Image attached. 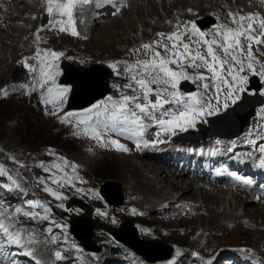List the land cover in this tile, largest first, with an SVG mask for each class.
<instances>
[{
	"label": "rangeland",
	"instance_id": "rangeland-1",
	"mask_svg": "<svg viewBox=\"0 0 264 264\" xmlns=\"http://www.w3.org/2000/svg\"><path fill=\"white\" fill-rule=\"evenodd\" d=\"M13 1L14 0H0V61H4L9 56L11 57V50L18 39V35L23 29L24 17H27L30 8L37 10L33 17H35L36 22L38 21V26L40 28L36 27L37 23L31 28L28 27L31 29V32L24 35L23 39L26 43L24 44L23 48L25 49L21 50V52H18L19 54L17 53L18 55L9 61V66H12L10 67V71L6 70V72L0 73V90L7 89L9 92L8 96L6 97L2 94V92H0V165H3L9 174L12 176L14 175V177L20 181V184L22 183L21 188L23 189V191H12L13 198L12 195H7V193H0L2 198L0 201L7 209L3 211L11 214L17 207H22L25 210H29L27 208L26 201L39 199L41 202L46 203L51 209V216L50 220L47 221L33 220L22 216L19 217V222L16 224V228L19 229L24 227V229L30 230L35 236L37 242L35 244L28 245L27 248H22L18 245H6L4 249L7 250L8 248L16 247V249L20 252H26L28 248L35 249L34 263L35 260H42L41 262L45 264H130V259L127 255L125 246H118L119 242L107 234L108 232H105L104 230L103 231L105 233L102 232L103 227L101 225H115L116 228H118L121 221L132 220L138 228L140 237L142 239H153L155 241L161 240L174 247V254L177 252L180 253L179 255H176L177 260L174 262V264H208V262H210V264H246V260H248L247 263L252 264H261L257 262L258 260L264 263V233L262 234L260 232L261 234L255 235L256 230L251 228L256 224H259L264 228V215H258L255 213V210H252V208L257 209L263 207L264 202L248 204V206L246 205V208L244 207L245 209H243L242 212L238 214V217L241 218V221H239L240 225L247 231L246 233L240 234L238 228L232 229L233 231L229 232L228 234L217 232L215 230L212 232L207 231L205 234L206 238L198 245L196 242H194V239L197 234H199L198 230L201 229L202 225L201 221H199V218H195L194 215L190 214V211L192 210V204H209L208 206L212 208L218 207L217 209L219 210V214L227 212L229 215L235 216L237 213H235L233 210L234 205L231 198L225 202L221 201L219 204H214V202H207V200L203 199L199 193L200 191L197 192L195 197H191V194H193L192 190L185 192L179 190V187L177 186H175L176 189H173L172 186L169 185V177L163 176L162 181H160V178H158V182L160 181V186L166 188L168 191L172 190L171 192L179 194L181 198L170 203V210L166 206H164L166 209L161 208L160 210L156 207V209L151 210L147 207L148 204L146 205L144 202H138L137 199L132 200V198H130L128 195V193L132 192L131 189L124 185V181L127 179V175L130 174L131 170V166H126V162L130 161L132 162V165L137 164L144 171H146L149 167L147 164V166L143 167L139 160H137V157L134 156L136 153L144 154V149L146 148L137 150L136 147H133L131 149L132 151L130 150L128 152L117 151L114 147L102 148L89 137L74 134L78 131H81V129L77 128L74 117L70 118L72 120L71 123L60 122V118L65 116L66 113L82 112L97 102L106 100L109 96L118 100L120 99L121 94L135 95L136 93H134L128 87V85L132 83L131 75L124 69L126 68V65L134 64L138 59L144 60L146 59L145 57L149 58L151 53L145 54L142 49L139 53H134L133 50L139 49L143 43H150L160 39L157 36V33H172L169 31L174 29L177 30V26H180V23L184 20L186 21V18L189 17L179 16L178 19L171 18V20L167 21L168 24L163 26L167 27L166 31L155 30L151 32L148 37L144 38L142 32H133L134 29L140 27L142 24L141 20H139L137 17L136 3L133 2L134 0H129L126 2L124 0H118L119 2L114 0L120 3V6H115V10L110 14V16L106 17L108 21H104L100 25L96 26L92 30L93 33L88 36L81 35V25L77 19V14H75L74 18L76 20V29L79 33V36H72L69 32H60L57 28L53 27L50 23L53 21V17H48V22L46 25L41 24L43 15L47 13L43 0L19 1L17 3L22 4L20 7H17L15 15L10 14L9 20H6V18L3 20V12L1 13V10L5 11L3 9V5L8 2L9 7L7 8L10 9L11 4L14 9ZM39 2L40 5L38 8ZM131 2H133L132 6H130ZM209 2L210 4L216 3L215 0H209ZM144 3L147 5L148 1L146 0ZM260 4L261 3H259L257 7H250L251 5H249L242 10L247 11L250 8L253 9L259 7L260 9H257V11L255 10L254 12L260 13V15L264 17V6L261 8ZM125 5L126 10H129L131 7H133V14H126V12H124V14L120 13L121 9ZM144 8L145 12L143 17L149 20L150 16L148 15L147 7ZM162 8V5L158 8V12L160 13L161 11V14L163 13ZM168 9L175 10L173 7H169ZM130 10H132V8ZM22 12H26L25 16ZM189 13L191 18H194V16L197 15V10H193L191 12L189 11ZM219 15H221V13L212 14L217 23L215 25L213 24L214 26L211 25L207 29H204L205 31H209L219 25H230L229 27H235L229 18L227 19L226 17ZM203 17L205 16L199 14L195 17V20ZM55 19L60 18L56 17ZM114 20L119 22L122 21L124 22V25L118 23V26L115 25L114 27L112 26V21ZM189 21L193 20L189 19L186 22ZM111 22L112 24L107 28V25ZM84 23L85 18L82 21V25ZM227 23H229V25H227ZM105 28L106 30H104ZM109 28H112V30ZM199 29L204 32V30L200 27ZM181 30H183V27ZM210 32L212 33V31ZM37 33L41 37L39 42L36 40ZM53 33L56 34L54 35ZM207 37L210 39V36ZM37 48L62 52L64 54L59 58L58 61H56V63L59 65L60 72V75L56 77V81L59 85L69 88L70 86L60 83V76L62 75L63 71L61 69L60 63L63 60H67L81 66H89L90 64L98 62H103L109 66L110 64L118 62L116 70L111 67L113 69V76H110V79L108 77L106 78L110 92L107 93L105 97L98 99L93 104L83 109L68 110L66 109L65 103L62 106V111H60L57 115L53 116L46 114L47 112L52 111V105L45 106L43 103H41V90L38 89L29 93L28 89L18 87L22 84L31 86L34 83V75L30 74L28 70L24 68L19 62L23 61L25 58L33 57ZM253 49L256 51L257 46L253 45ZM263 50L264 48L260 49V51ZM256 55L257 58L262 63H264V55L260 56L259 51H256ZM29 63L35 64L36 61L29 59ZM13 67H15V69ZM258 68L259 65H257V69ZM196 71H202L207 75L204 69H189L190 73H194ZM244 74H247L248 76L251 75V73L247 71ZM196 83L197 82H195V84ZM196 85L197 89L202 91L198 83ZM261 92L264 93V80H262ZM68 95L69 93L67 94V98ZM221 102H223V96H221ZM213 103H215V101H213ZM262 109H264V104L258 107L256 115L251 119L250 124L245 128V133L243 132L245 135L242 133L244 136L242 135L240 137L241 141L242 138H246V144L249 145L251 149L247 150V148L241 146V149L235 150L237 147L236 146L234 147V151L230 152L228 150L229 143H224V146L227 148L226 151L223 150L225 153L229 154L230 156H235L239 151H251L258 157L264 155L258 152L259 146L264 144V140L258 139L255 135V132L252 134L254 136L247 135L250 129L260 130L262 133H264V129L261 128V125H264V120H261ZM201 120H204V117L201 118ZM149 125H151V123ZM158 129V126L150 128L151 141L157 139L156 132L159 131ZM171 137L172 136L170 135H161L160 139L164 141L166 140L170 144L172 141ZM112 138L119 139L115 135H113ZM248 139H253L256 141V143L254 145L249 144L247 142ZM240 140L238 141L241 142ZM119 141L120 143L127 145L129 148L130 145H132L131 142H121L120 139ZM216 141H212L213 145L216 144ZM226 141L229 142L230 140ZM239 142L235 141L233 143L235 144ZM164 144L156 146L162 147ZM210 149L212 148H207L206 156L212 155V153H209ZM50 152H54L55 155H51ZM201 152H203V150L199 151V153ZM120 153L125 154V156L122 157ZM146 156H148L145 158L146 161L153 162L152 156ZM58 158L67 160L69 165L75 164L77 166L75 176L78 177V179H74L73 184L66 185L64 187H58L56 184L51 182L50 176L52 173L45 172L43 168L39 167L40 164L51 167V165L54 163H62V161ZM144 163L148 162L144 161ZM158 163L162 164L159 161ZM223 163L224 162H220V164L216 165L213 169H215L217 166H220L221 164L226 165L227 173L222 176H210L212 177L211 179L224 177L226 175L231 177V172H236L238 175H242L233 169L231 170L228 164ZM193 164L195 165V163ZM196 170L198 173H200L199 169ZM64 172H66L69 176L73 175L70 166L66 167ZM53 173H55L57 176L63 175L62 172H56L55 169H53ZM147 175L155 177V175L151 174L150 171H147ZM200 175V179H202V174L200 173ZM254 175L255 173L248 174V176L244 177L253 181L251 176ZM38 178H44L45 184L48 187L61 192L65 197H67V199L70 196L77 194V188H81V196L92 200L94 204L97 202V210L94 213V216L96 217L97 214L98 218L96 221H98L99 224L94 229L95 234L93 238L97 244L101 245L100 251L92 252L96 254L91 255L88 250H85L76 240L72 239L66 230L69 224V218L65 215V211L67 210L65 206L67 199L63 201L56 200L48 192L43 190L45 185L38 183ZM108 181H112L118 184L117 186L120 187V189L111 188L113 189L111 194L114 195V199L116 201L121 196L123 198L122 203H117L118 206H115V203L109 201V204L108 202L101 199L102 197L99 193V188L102 190ZM202 181L207 183L205 180H201V182ZM228 182L232 183L231 181L217 182L212 180L208 183H217L218 185L232 188L234 185L230 186L224 184ZM4 183H8L7 177H0V184ZM196 183L197 181H195L194 184ZM241 185L247 186L243 185L242 183ZM0 191H4L3 188H0ZM262 199H264V197ZM17 201L18 203L16 206L14 202ZM61 203L64 204V208L58 207V205ZM226 207H228V211L224 210ZM247 208L248 210L251 208V211H247ZM76 209L77 208L72 207L71 211L75 212L77 211ZM133 209H135V213L133 212ZM34 211L41 210L34 209ZM235 224L237 223L231 222L228 223L227 226H232L233 228ZM27 225H29V228H26ZM58 225L60 227H58ZM48 228H52L51 234L47 232ZM24 235L26 237L27 233ZM53 235L56 237L55 243L51 242ZM211 238L215 240L211 241ZM0 239H2V237H0ZM72 244H75L76 247L73 248ZM42 245L45 247V249ZM56 251H61L64 257L63 260L57 261L55 259L54 253ZM245 254H248L250 257H244ZM129 255L133 262L131 264H173V262L167 263L168 260L162 262L159 261L157 263H148L136 255H134L133 258L132 254ZM237 255L241 256L242 258H238ZM249 259H253V261H249ZM29 260L30 258L28 257L27 259L19 257L17 263H28ZM34 263L32 261V264ZM10 264H12V262H10Z\"/></svg>",
	"mask_w": 264,
	"mask_h": 264
},
{
	"label": "snow or ice",
	"instance_id": "snow-or-ice-1",
	"mask_svg": "<svg viewBox=\"0 0 264 264\" xmlns=\"http://www.w3.org/2000/svg\"><path fill=\"white\" fill-rule=\"evenodd\" d=\"M93 2L94 0H43L48 16L54 18L50 22L52 26L60 32H69L72 36H79L74 18L76 12L82 10L84 5ZM260 3L264 5V0H260ZM56 17L60 19H55ZM228 17L235 27L219 25L213 31L211 39L206 38L207 34L201 31L194 21L186 22L183 30L178 25L177 30L170 34L157 33L160 39L143 43L139 49L133 50L134 53H139L142 49L145 54L151 53L150 57L126 65L125 71L131 74L132 80L128 87L136 93L135 95L121 94L118 100L109 96L82 112L66 113L60 118V122L71 123L70 118L74 117L77 128L81 129L74 133L75 135L89 137L102 148L111 146L117 151L128 152L126 145L120 143L119 139L112 138L113 134L134 141L137 150L142 147H155L166 142L160 139L161 135L175 136L177 131L186 132L189 128H195L201 118L216 115L221 109L227 110L230 104L234 105L241 99L240 94L246 90L249 79L248 75L244 74L246 71L264 80V63L256 55V51L264 55V51H260L264 48V17L259 13L241 15L239 12L231 11L228 12ZM193 37L196 39H192ZM40 39L37 33L36 40L39 42ZM254 44L257 46L256 51L253 49ZM158 49H162L163 52ZM63 55L62 52L37 48L33 57L19 62L34 75L35 80L31 86L22 84L18 87L28 89L29 93L41 90V103L45 106L52 105V111L46 113L48 115L55 116L62 111L67 94L70 92L69 87L61 86L56 81V77L60 75L56 61ZM29 59L35 60L36 63L30 64ZM257 65H259L258 69ZM109 66L116 70L118 62ZM189 69H204L207 75L200 71L190 73ZM181 81L197 82L202 91L183 93L180 91ZM153 85L156 87L154 88ZM0 92L5 97L9 94L7 89ZM166 106H174L175 110ZM261 120H264V109L261 110ZM148 121L159 128L156 132L157 139L152 141L144 139L149 127ZM261 128L264 129V125H261ZM253 132L258 139L264 140V133L260 130L250 129L247 135L251 136ZM247 142L253 145L256 143L253 139H248ZM220 143L221 141H216L217 145ZM228 150L231 151L232 148L229 147ZM258 150L264 154V144H261ZM216 151L218 149L213 150L212 154ZM50 154L55 155L54 152ZM58 159L62 163H54L51 167L40 164L39 167L45 172L52 173L51 182L58 187L73 184V180L78 179L75 176L77 166L69 165V162L63 158ZM69 166L72 169V176L64 172ZM257 167L264 169V155L258 158ZM53 169L62 172L63 175L57 176L53 173ZM230 176L243 185L253 184L251 179L242 177L236 172H231ZM0 177H7L8 180V183L0 184V188L9 192L23 191L20 182L9 174L3 165H0ZM38 183L44 184L43 190L56 200L67 199L61 192L48 187L44 178H38ZM76 191L80 192L82 189L77 188ZM26 205L29 210L17 207L11 214L0 211V237H2L0 258L4 260L7 259L4 252L5 245L27 248L28 245L37 242L30 230L16 228L19 217L40 221L50 220L51 209L46 203L33 199L27 200ZM58 207L64 208V204L61 203ZM133 212L135 213V209ZM47 232L51 234L52 228H48ZM25 233H27L26 237ZM51 242H56L54 235ZM72 247L75 248L76 245L72 244ZM34 253L35 249L28 248L24 254L35 259ZM179 254L177 252V255ZM54 256L57 261L64 259L61 251H56ZM35 264H41V261L35 260Z\"/></svg>",
	"mask_w": 264,
	"mask_h": 264
},
{
	"label": "bare ground",
	"instance_id": "bare-ground-1",
	"mask_svg": "<svg viewBox=\"0 0 264 264\" xmlns=\"http://www.w3.org/2000/svg\"><path fill=\"white\" fill-rule=\"evenodd\" d=\"M19 1H22V0H14L13 1L14 9H13L11 4H10V9H8L7 7H9L8 6L9 4H8V2L7 3L5 2L6 4L3 5V7H4L3 9L5 11L1 10V13L3 12L2 13L3 14V17H2L3 20L5 18H6V20H9L10 14L15 15V12L17 11V7L18 6L20 7L22 4V3H17ZM116 1H118V0H116ZM116 1H114V0H94L93 3L84 6L82 8V10H78L76 12V14H77V19L81 25L80 26L81 35L88 36V35L92 34L93 33L92 30L96 26L100 25L104 21H108L106 19V17L110 16V14L115 10L114 9L115 6H117V7L120 6V3H118L119 1L118 2H116ZM124 1L126 2L129 0H124ZM145 1L146 0H137V1L134 0L133 1L134 3H136L137 17L142 22L141 26L134 29L133 32H135V33L142 32L144 35V38L148 37V35L155 30H165L166 31L167 27H163V26L168 24L167 21L171 20V18L178 19L179 16H182V17L187 16L189 18H186V21L189 19H192L195 22L196 21L195 17L199 14H201L205 17H208V16H211L212 14L221 13V15H219V16H224L228 19L229 18L228 17L229 11H231L233 13L239 12L240 14L244 15L245 13H255L254 12L255 10L257 11V9H260L258 7V8H253V9L250 8L247 11L242 10L243 8H245L249 5H251L250 7H252V6L257 7V5L260 3V0H215V2H216L215 4H210L209 0H161V2H160V0H147L148 1L147 5H146V3H144ZM133 2H131L130 6H132ZM39 5H40V2L38 4V8H39ZM161 5L163 7L162 8L163 9L162 14H161V11H160V13L158 12V8ZM133 6H135V5H133ZM263 6L264 5L260 4L261 8H263ZM144 7H147V10H148L147 12H148V15L150 16L149 20H147L143 17L144 12H145ZM169 7H173V8H175V10H170V9H168ZM28 8H29V6H28ZM131 8H132V10H130ZM131 8L129 10H126V5H125L121 9L120 13L124 14V12H126V14H130V13L133 14V7H131ZM190 8L192 9V11L197 10V15L194 16V18H191V16H190V13H189ZM36 11H37L36 9L30 8V11H28L27 17H24L23 29H22L21 33L18 35V39H17L16 43L14 44V46L11 50V57L9 56L4 61H2V60L0 61V73H4V72H6V70L10 71V67H12V66H9V61L12 58H14L15 56H17L19 54L18 52H21V50L25 49V48H23L24 44L26 43L23 39L24 35L31 32L30 28L33 27L36 23H37L36 27H39L38 21L36 22L35 19H33V15L36 14ZM22 13H24L23 15L25 16L26 12H22ZM84 18H85V23L82 25V21ZM219 19H221V18H219ZM186 21L184 20L180 23V28H182L186 24ZM112 22H113L112 26H114V27H115V25L118 26V23H121V25L122 24L124 25V22H122V21L119 22V21L114 20ZM112 22L107 25V28L110 27ZM196 25L198 28L200 27L197 22H196ZM227 25H229V23H227ZM233 25H231V26H233ZM209 26L210 25H208L206 28H208ZM28 27H30V28H28ZM119 27H120V25H119ZM215 28H213L209 31L204 30V32L207 34V36H210V39L212 38V33L215 30ZM109 29L112 30V28H109ZM104 30H106V28ZM175 30L176 29L171 30L169 32H173ZM210 31H212V33ZM207 36H206V38H209ZM144 38H142V39H144ZM192 39H196V37H193ZM122 42H124V41H122ZM254 46H255V44H254ZM160 51L162 52V50H160ZM260 56H262V55H260ZM13 68L15 69V67H13ZM110 76H113V74L108 75L109 79L111 78ZM126 81H127V79H126ZM190 82H193V81H190ZM193 83H195V82H193ZM133 86L135 87V85H133ZM197 92H199V89H197ZM169 107H172V110H175L174 106H169ZM218 120L212 122V125L214 126ZM242 120L243 119H240L238 126H240L239 124H241ZM148 123L149 124L151 123V125H149L148 130L144 136V139L151 141L150 128H153L156 125L151 121H148ZM118 138L121 140V142H131L132 143V145H130V148L128 147L129 151L133 147H136V144L134 143V141L129 140L125 137H118ZM188 138H190V137H188ZM193 138H196V137H193ZM244 139H246V138H244ZM216 140L217 139H212L211 141H208V142H205L206 140L203 141L199 138H197V140H194V141L190 140V141L174 142V140H172L170 142V144L168 143V141L165 140L166 141L165 143H167V144H164V143L158 144V145L164 144V146H162V147L150 146V147L144 149V154H137L136 153V155H134L137 157V160H139V162L142 164L143 167H145L147 165L149 166L146 171L142 170L137 164L132 165V162H130V161L126 162V166H131L130 174L127 175V179L125 178L126 180L124 181L125 182L124 185L127 188L131 189V191H132L131 193H128L129 197L132 198V200L137 199L138 202H141V203L144 202L146 205L148 204L147 207L151 210L156 209V207L160 210H161V208L166 209V208H164V206H166L169 209L170 203H172L173 201H177L179 198H181V196L179 194L171 192L172 190L168 191L166 188H163L160 186V181H162L163 176L169 177L168 182H169V185L172 186L173 189H176L175 186H177V187H179V190H182L185 192L192 190L193 194H191V197H195L197 195V192L200 191L199 193L201 194L203 199L207 200V202L208 201L214 202V204L215 203L219 204V202H221V201L225 202L226 200H228L230 198L232 199V203L234 205L233 210L235 213H237L235 216L229 215L227 212L219 214V210L217 209L218 207L212 208V207L208 206L209 204L208 205H203V203L202 204H196V203L192 204V206H191L192 210L190 211V214L194 215L195 218H199V221H201V225H202L201 229L198 230L199 234H197V236L194 239V242H196L198 245H199V243L203 242V240L206 238L205 234L207 231L212 232L215 230L217 232H223L224 234H228L229 232L233 231L232 229L238 228L240 234L246 233L247 231L244 228H242L240 225L239 221H241V218L238 217V214L240 212H242V210L245 209L246 205L248 206V204L264 202V199H262L264 196H262V193H260V187L262 185L264 186V169H260L259 167H257V165H254V164L258 163V158L260 156L258 157L255 153H252L251 151H239V152H237V154L235 153L236 154L235 156H230L229 154H227L223 151V150L226 151L227 148H226V146H224L225 142H223L222 140H220L221 141V143H220L221 147L218 149V151H216L215 154H213L211 156L210 155L206 156L207 148L208 149L210 148L207 146L213 147L212 141H216ZM242 140H243V138H242ZM236 142H239V141L237 140ZM201 150H203V152L199 153V151H201ZM145 153H147V154H145ZM120 154L122 155V157L125 156V154H122V153H120ZM249 154H251V155H249ZM146 155L152 156L153 162L146 161L145 158L148 157ZM204 158L208 159V160L209 159L214 160L217 163V165L220 164V162H224V163L229 165V168H231V170L233 169L242 175L255 173L254 177L257 179L256 183L254 185H250V186L249 185L242 186L239 181H236L233 177H228V175H226L224 177L219 176L220 178L217 177L214 179H211L212 177H210L209 179H210V181L212 180V181H217V182L231 181L234 185L232 188L221 186V185H218L217 183L216 184H212V183L209 184L208 182L207 183H205L203 181L201 182V179H200V176H201L200 173L201 172L198 173L196 169H198V165L200 164L201 160ZM144 161L148 162V163H144ZM158 161L161 162L162 164H159ZM193 163H195V165ZM171 167H173V168H171ZM150 168H151V170H150ZM255 169H258V172H255ZM147 171H150L151 174L155 175V177L154 176H148ZM158 178H160L159 182H158ZM195 181H197L196 184H194ZM251 190L252 191L257 190V191H259V193L251 192ZM248 191H250L251 193ZM257 197H260V198L257 199ZM122 202L123 201H121V203ZM224 210L228 211V207H226ZM252 210H255V213H257L258 215H260V214L264 215V206L261 208H257V209L252 208ZM247 211H251V208H250V210H248V208H247ZM231 222L232 223L235 222L237 224H235L233 228H232V226L231 227L227 226V224L231 223ZM94 223H95V227L99 224L98 221H96V219L94 220ZM205 224H207V225H205ZM101 226L103 227V225H101ZM128 228H129V232L132 231L131 227H128ZM251 228L253 230H256L255 235L264 233V228L261 227L259 224H256L255 226H253ZM115 229L117 230L118 228L115 227ZM252 234H253V232H252ZM124 236H125V234H124ZM127 236L130 239V243H132L133 245H136V246L145 245V247H148L150 250H154V249H156L155 247H157L156 254L158 256L163 257L165 255H168L172 251V247L167 248L164 245L154 246L153 244L141 243L140 240H138V235H136V234L135 235L132 234V236H131V234L129 233V235H127ZM212 240H215V239L211 238V241ZM207 241H208V238H207ZM210 244H211V242H210ZM216 244H218V243H216ZM142 247H144V246H142ZM43 248L45 249L44 246H43ZM42 254H43V252H42ZM244 257L248 258L250 256L248 254H245ZM249 261H253V259H249ZM3 262L5 264H10V262H8V261L6 262L3 260ZM257 262L264 264L263 262H261L259 260ZM18 263L15 262L14 264H18ZM41 264H45V263L41 262Z\"/></svg>",
	"mask_w": 264,
	"mask_h": 264
},
{
	"label": "water",
	"instance_id": "water-1",
	"mask_svg": "<svg viewBox=\"0 0 264 264\" xmlns=\"http://www.w3.org/2000/svg\"><path fill=\"white\" fill-rule=\"evenodd\" d=\"M48 17L49 16L46 13L43 15L41 19L42 25L47 24ZM209 20H210L209 17H207L206 19L198 20V23L203 28L210 24ZM61 67L64 69V74L62 75L60 82L71 84L72 86V91L67 101L68 109L69 108L71 109L82 108L86 105L91 104L95 100L105 96L107 93L110 92V88L108 87V81H106V78L108 77L109 74H113V71L105 63L98 62V63H93L89 66H80V65H76L71 62H67V60H63L61 63ZM250 81H251L252 87L256 88L255 90H257L256 94L249 95L248 93L244 92L242 101L241 100L238 101L233 107H229L225 112L218 113L216 115L208 117V120L210 121L211 125L202 128V130L199 132V135H201L202 138H207L211 136L233 137L241 133V131L248 124L249 118L255 112L256 106L262 103V100L260 97L261 95L258 93V90L261 88V83L259 81L258 76L253 75L250 78ZM187 89H190V87H187ZM81 96L83 97L81 98ZM244 101L247 102L246 103L247 105L242 104V102ZM240 119H243V120L241 124H239L240 126H238ZM216 120L218 121L213 126L212 122ZM220 122H222L223 124L221 127L219 126ZM235 123H237V125ZM188 132L189 131H186V133ZM115 184L116 183L112 181H108L107 184H105L106 186H104L101 191L104 194V197L106 198L107 201L117 204V203H121V201H123V198L121 196L116 201L114 199L115 198L114 195L111 194L113 190L111 188L120 189V187L117 186L118 184L116 185ZM73 203H75L76 205L80 206L81 208L85 210V213H83L82 215H79V216L72 215L73 233L76 234L79 240H81V243L85 245L86 247H88L89 249L100 250L99 246H95L92 243V238H91L93 234L92 229L95 224L92 218L93 209L90 206H88L86 203L78 199H75V198L71 199L68 202V205H72ZM123 223L117 230H112V228L105 226V225H103V227L106 229H110V231L113 232V234L118 239L127 238L130 241L127 235H129L130 233L132 236L131 232L132 231L136 232V229H134L133 227L134 223L133 221H130V220L125 221ZM128 227H131L132 231L129 232ZM140 242L145 243V244H150L148 240H142V241L140 240ZM135 246L136 245H134V247ZM142 246H136L135 248L139 247L140 250H146V251L147 249H149L148 247H145V245H142Z\"/></svg>",
	"mask_w": 264,
	"mask_h": 264
}]
</instances>
